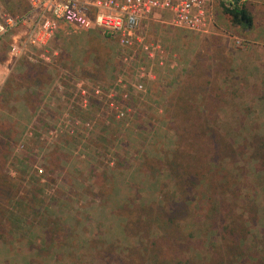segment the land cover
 <instances>
[{"label":"rangeland","instance_id":"1","mask_svg":"<svg viewBox=\"0 0 264 264\" xmlns=\"http://www.w3.org/2000/svg\"><path fill=\"white\" fill-rule=\"evenodd\" d=\"M247 7L251 30L231 24L220 0H212L203 33L175 27L167 12L144 23L142 38L161 47L162 59L148 60L142 48L133 57L110 34L64 24L32 55L11 56L16 33L0 39V71L8 76L0 85V136L15 191L0 200V264H155L135 251L153 239L141 231L139 246L140 217L183 197L197 208L180 206L174 225L184 236L176 242V227L169 229L163 264H264V183L248 173L249 143L226 163L239 171L241 189L219 191L207 208L169 169L186 164L195 130H221L231 142L241 120L245 137L264 134V0ZM0 11L29 12L24 0H0ZM209 111L216 124L205 123ZM129 222L138 223L133 233Z\"/></svg>","mask_w":264,"mask_h":264},{"label":"trees","instance_id":"2","mask_svg":"<svg viewBox=\"0 0 264 264\" xmlns=\"http://www.w3.org/2000/svg\"><path fill=\"white\" fill-rule=\"evenodd\" d=\"M247 1L248 0H220V5L224 15L228 17L231 24L237 27H243L246 30H251L254 26V19L248 10ZM261 101L264 104V98H261ZM214 106L218 109L219 103L216 102ZM211 108L213 107L211 106ZM206 114L210 116V118L207 119L205 123L208 125L210 123L216 124L213 122L212 118L214 117V113L209 111ZM197 119L200 120L199 117H197ZM217 121L219 122V118ZM237 123L238 127L242 128V121L239 120ZM4 127L5 129L7 128L5 124ZM239 128L235 131L236 133H234L231 142H228L227 138H225L226 133L224 134L221 130H211L212 128L195 130L191 137H189V148L192 149L189 152L185 151L184 154L183 161L186 162V164L179 162L180 160H176L174 164L169 167L173 178H175L174 174L176 173L183 176L185 187L188 188L190 195L194 194L196 197L200 196L203 201L205 200L207 203L206 208L210 206L209 200L211 201L212 197L219 191L236 192L241 189L242 184L239 171L235 168H229L226 163L230 162L231 159H236L239 151H248L244 143H249V147L251 148L247 163L250 168L248 173L252 177L257 178L258 181L264 183V134L253 135V133L250 132V134L245 137V135H243V130ZM8 149V145L4 138L0 136V200H6L5 202L10 201L15 194L13 189L14 185L12 184L13 180L9 173H5L4 171L9 154ZM180 186H183V183L178 184L177 188L179 189ZM172 205L173 207L170 210L165 209L164 202L144 209L146 215L145 217H140V226L138 227V223L134 222L133 225L129 222L126 229L127 232L133 233L134 228H139L137 234L139 246L143 244L140 241V239H143L141 231L144 232L146 229L151 231L153 239L151 241L148 240L147 245H143L140 250L135 251L137 254L141 253L144 256L143 258H148L152 262L154 260L155 264H163L164 257L168 254L166 245L171 244L173 233H175V235L177 234L174 238L176 242L178 241V237L183 235L181 227L179 225H174L178 224L176 220L181 212L180 206H185L183 210L186 211L190 209V207L193 211L197 208H195V204H190L186 197L182 199L175 198ZM199 210L205 211L203 207L199 208ZM172 226L176 227V231L173 233L169 231ZM186 231L188 232V229ZM134 255L135 254L129 255L132 261H134Z\"/></svg>","mask_w":264,"mask_h":264},{"label":"built area","instance_id":"3","mask_svg":"<svg viewBox=\"0 0 264 264\" xmlns=\"http://www.w3.org/2000/svg\"><path fill=\"white\" fill-rule=\"evenodd\" d=\"M29 12L23 16H12L0 11V39L12 33L14 43L11 56L19 58L31 54L30 49L41 51L55 37L62 24L76 30H100L112 35L120 46L132 53L142 48L148 60L157 55L163 58L158 44L146 43L141 27L148 21H156L162 13H170L177 28L195 33L206 32L211 14L212 0H24ZM23 29L22 35L19 31ZM44 59V57H41ZM49 60V59H47ZM132 60L124 57L123 61ZM142 79L144 76L141 77ZM86 108L87 91L83 85L76 86ZM143 90V85L137 87ZM96 91L95 95L99 96ZM117 104L110 109L116 119L122 120L126 113L119 111Z\"/></svg>","mask_w":264,"mask_h":264},{"label":"crops","instance_id":"4","mask_svg":"<svg viewBox=\"0 0 264 264\" xmlns=\"http://www.w3.org/2000/svg\"><path fill=\"white\" fill-rule=\"evenodd\" d=\"M252 16V15H251ZM253 18H254V16H253ZM254 20H255V18H254ZM63 25H61L60 26V30H61V27H62ZM66 26V25H65ZM57 35L54 37V39H56L57 38V36L58 37H60V35H59V31L56 33ZM53 39V40H54ZM4 64H2V65H7L8 63H9V61H8V59L5 61V62H3ZM23 69L25 70V65L23 66ZM4 71L5 70H2V71H0V80H1V82H0V85H4V83H5V81H6V79H7V74L6 73H4ZM5 74V75H4ZM4 76V77H3Z\"/></svg>","mask_w":264,"mask_h":264}]
</instances>
